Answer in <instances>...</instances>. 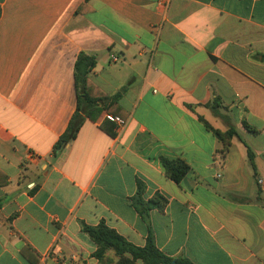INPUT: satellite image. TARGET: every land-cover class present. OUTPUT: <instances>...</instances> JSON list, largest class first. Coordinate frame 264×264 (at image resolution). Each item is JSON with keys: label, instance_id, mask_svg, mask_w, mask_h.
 Masks as SVG:
<instances>
[{"label": "crops", "instance_id": "obj_1", "mask_svg": "<svg viewBox=\"0 0 264 264\" xmlns=\"http://www.w3.org/2000/svg\"><path fill=\"white\" fill-rule=\"evenodd\" d=\"M110 116L127 122L115 137ZM230 128L221 159L213 130ZM163 159L190 171L175 182ZM0 200V264H31L26 246L37 264H98L83 225L101 221L194 264H264V0H0Z\"/></svg>", "mask_w": 264, "mask_h": 264}, {"label": "trees", "instance_id": "obj_2", "mask_svg": "<svg viewBox=\"0 0 264 264\" xmlns=\"http://www.w3.org/2000/svg\"><path fill=\"white\" fill-rule=\"evenodd\" d=\"M95 64V59L86 54H81L75 64L77 111H84L90 118H93L92 112L95 111L97 114L101 112V110L94 107L97 100L92 98L87 91V76L95 67ZM117 98L118 95H116L113 100ZM102 99L107 100V97ZM82 123L83 120L80 118L78 113L75 112L67 130L60 137L57 148H63L67 143L75 139ZM245 127L254 134L258 133L246 123ZM101 128L107 135L111 137L116 136L115 125L111 120L107 119ZM213 132L222 143V147L217 151V153L221 159H224L229 152L232 138L239 137V134L234 128H230L227 132H221L219 130H213ZM247 148L248 159L252 166L255 167V154L249 147ZM163 165L167 177L175 182L181 181L190 171L189 165L180 159L172 161L163 159ZM152 203L159 208H163L166 205V200L161 196H156ZM140 205L146 209H150L152 207L151 205L143 202H141ZM2 206L3 200H0V208ZM83 231L97 246L94 257L98 260V264H194L186 257H173L162 252L157 247L152 235L148 237L145 246L140 247L128 241L115 229L108 226L104 221H101L96 226L84 224ZM31 251L32 249L30 246H26L23 248L22 254L31 264H37L39 258L37 257L36 261L33 260L30 255Z\"/></svg>", "mask_w": 264, "mask_h": 264}, {"label": "built area", "instance_id": "obj_3", "mask_svg": "<svg viewBox=\"0 0 264 264\" xmlns=\"http://www.w3.org/2000/svg\"><path fill=\"white\" fill-rule=\"evenodd\" d=\"M119 58L117 56H113L111 61L117 62ZM110 120L116 124V131L120 132L122 131L126 126V120L119 116H110Z\"/></svg>", "mask_w": 264, "mask_h": 264}]
</instances>
